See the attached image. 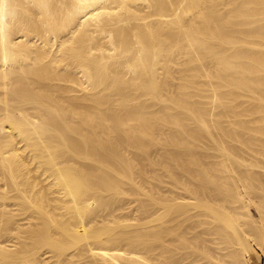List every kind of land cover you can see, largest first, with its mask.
<instances>
[{"label":"bare ground","instance_id":"1","mask_svg":"<svg viewBox=\"0 0 264 264\" xmlns=\"http://www.w3.org/2000/svg\"><path fill=\"white\" fill-rule=\"evenodd\" d=\"M262 124L264 0H0V264H249Z\"/></svg>","mask_w":264,"mask_h":264},{"label":"rangeland","instance_id":"2","mask_svg":"<svg viewBox=\"0 0 264 264\" xmlns=\"http://www.w3.org/2000/svg\"><path fill=\"white\" fill-rule=\"evenodd\" d=\"M200 100V99H199ZM201 101V100H200ZM199 101V102H200ZM205 100L203 99V102H204ZM246 107H248V104H244V108H246ZM253 114L252 113H248V112H243L242 114H241V116H239L238 117V119L240 120H242V121H244V123H245V121L247 122V124L248 125H251V127L252 126H254L255 128L257 127V125H259V124H256V121L255 120H253L254 122L252 123H250L249 122V120H252L253 119ZM237 118V117H236ZM236 118H234V119H232V120H235V122H238V119L236 120ZM231 119V118H230ZM245 119V120H244ZM239 121L240 123L242 122V121ZM187 121H189V122H185V128L187 129V128H190L189 130H187V132L189 131V132H191L190 133V135H192V134H194L193 135V137L195 136V135H197V134H200V133H198L196 130H198L199 129V127L201 126V124L199 123V122H197V121H195L194 119H192V120H187ZM231 121V120H230ZM192 122V123H191ZM196 122L198 123V124H196ZM238 122V123H239ZM243 123V122H242ZM188 124H190V125H192L193 127H191L190 125H188ZM193 124H195V125H193ZM200 125V126H199ZM190 126V127H189ZM262 129L260 130V131H264V124H262ZM195 127H197V128H195ZM253 127V128H254ZM192 128V129H191ZM194 133H193V132ZM186 132V133H187ZM254 132V131H253ZM251 133V132H250ZM251 134H253V133H251ZM256 137H257V135H255ZM196 138V140H195V144H194V148H196L197 149V151H198V153L199 154H202L204 151H205V153H204V155H206L205 157H203V161H205L206 163H208L209 161H211V158L208 156V154H209V148H210V145H211V143L209 142V139H206V138H202L201 136H199L200 137V140H199V137H198V135L197 136H195ZM262 138V137H261ZM264 140V139H263ZM202 142V144L201 145H203L202 147H204V148H202V147H200L201 145H199L200 143ZM196 144H198V145H196ZM205 145V146H204ZM197 146H199V147H197ZM249 146V144L248 145H243L242 146V148L243 149H241V150H237L236 151V153L237 154H234L235 155V157H236V159L237 160H239V162H241V165H239L238 166V171L239 172H241L242 174H244V175H247V177H248V179L250 180V182L252 183H256L258 180H259V178H262L263 177V174H264V153H263V155L260 157V158H257V159H255V158H251L250 157V154L248 153V150H246V148ZM199 148V149H198ZM203 149V150H200V149ZM202 151L201 153H200V151ZM214 160H217V158H214ZM207 166V165H206ZM216 167V166H215ZM161 166H157V167H155V170H158V171H161ZM197 169H198V167H197ZM215 175L217 176L218 175V172L217 171H215ZM2 182H4V180H2V178L0 177V184L2 183ZM152 182L153 183H155L153 180H152ZM6 189V188H5ZM5 189H2V188H0V190L1 191H3V190H5ZM173 191H175V193H178V194H180L179 196L180 197H186V198H189V197H191V196H194V195H192V193H190L189 191H186L183 187H174V189H173ZM175 193L173 194V196H175ZM51 197H58L59 198V196L58 195H51ZM175 197H178V196H175ZM174 197V198H175ZM7 202V201H6ZM9 202H11L10 200L8 201V203ZM58 204H60V202H58ZM9 207H7V210L9 211V212H11V213H13V215H14V217L16 218V219H20L21 218V222H26V223H28V221L27 220H25V219H22L23 217H24V214H22V213H20V210H18V208H17V206L16 205H12L11 203L8 205ZM16 242V241H15ZM15 244H17V242L16 243H13V242H11V241H6L5 242V244H2V245H7V249H9V250H14V249H16V245ZM9 246V247H8ZM253 252V253H252ZM246 255H247V258H248V263L249 264H255V261L257 262V261H259V254H258V252H256L255 250H249V252H247L246 253Z\"/></svg>","mask_w":264,"mask_h":264},{"label":"built area","instance_id":"3","mask_svg":"<svg viewBox=\"0 0 264 264\" xmlns=\"http://www.w3.org/2000/svg\"><path fill=\"white\" fill-rule=\"evenodd\" d=\"M257 252H258V254H259V261H260L262 264H264V250H263V251L258 250Z\"/></svg>","mask_w":264,"mask_h":264},{"label":"crops","instance_id":"4","mask_svg":"<svg viewBox=\"0 0 264 264\" xmlns=\"http://www.w3.org/2000/svg\"><path fill=\"white\" fill-rule=\"evenodd\" d=\"M255 264H262V263L260 261H257V262L255 261Z\"/></svg>","mask_w":264,"mask_h":264}]
</instances>
